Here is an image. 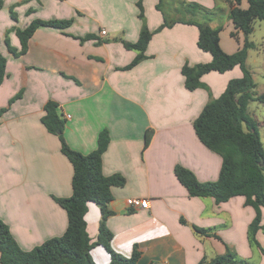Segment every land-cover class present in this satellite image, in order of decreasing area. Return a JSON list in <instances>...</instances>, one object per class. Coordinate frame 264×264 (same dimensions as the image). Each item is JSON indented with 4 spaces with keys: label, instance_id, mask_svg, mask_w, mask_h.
<instances>
[{
    "label": "crops",
    "instance_id": "1",
    "mask_svg": "<svg viewBox=\"0 0 264 264\" xmlns=\"http://www.w3.org/2000/svg\"><path fill=\"white\" fill-rule=\"evenodd\" d=\"M139 1L143 21L138 19ZM185 1L213 12L209 25L222 28L224 53L240 49L243 36L237 33V41L231 37L234 28L224 0ZM158 2L3 0L0 53L6 58V78L0 85V221L22 251L62 236L67 227L66 213L55 199L71 196L73 169L60 151L58 137L41 123L44 105L53 101L65 120L63 138L73 151L88 155L96 149L98 135L103 130L109 134L102 174L124 179L122 187L111 188L113 215L105 222L115 253L129 257L136 246L137 264H198L203 258L223 255L227 246L247 264H264V256L248 243L255 212L244 205V198L221 204L212 198H192L174 174L175 167L181 166L200 183L218 179L222 160L198 140L193 121L229 81L242 76L240 68L204 75L201 82L208 90H186L181 68L207 64L211 55L197 47L195 26L176 24L152 36L144 61L122 70L136 57L124 43L138 40L143 23L152 32L163 24ZM241 7H247L245 1ZM11 8L16 21L10 17ZM34 20L72 23L65 29H37L26 53L13 57L6 35L10 45L19 49L14 28L23 29ZM86 36L90 38L80 40ZM255 49L248 52L246 64ZM19 93L21 97L8 106ZM251 103L264 102L251 101L247 107L264 147V117L249 113ZM147 131L152 137L144 148ZM130 198L147 199L149 208L131 210L126 205ZM261 216L264 220V209ZM100 220L98 206L89 203L85 221L92 243ZM192 226L219 239L198 236ZM256 240L264 248L262 231ZM90 254L95 264L109 263V254L101 246Z\"/></svg>",
    "mask_w": 264,
    "mask_h": 264
},
{
    "label": "trees",
    "instance_id": "2",
    "mask_svg": "<svg viewBox=\"0 0 264 264\" xmlns=\"http://www.w3.org/2000/svg\"><path fill=\"white\" fill-rule=\"evenodd\" d=\"M67 1V0H58ZM170 18L163 12V0H159L156 9L163 17V24L155 31H150L143 23L138 40L135 43H124L126 50L136 52L133 61L122 70H130L146 59V48L155 33L176 24L195 26L198 29L197 47L211 55L207 64L181 68L184 87L188 91L208 88L201 78L210 73L223 74L239 67L242 76L228 82L224 92L204 106L201 113L193 121V128L198 140L208 150L220 156L222 160L218 179L215 182L200 183L189 170L176 166L174 174L179 183L188 191L192 198H212L216 204L228 202L234 197H243L244 205L253 208L255 216L248 226L247 238L251 247L257 248L264 256V248L256 240L258 232L264 234V220L261 210L264 209V147L260 140L258 124L247 113L251 101L264 102V96L254 92L255 84L246 62L248 52L256 48L250 41L254 31V23L264 22V0H224L229 7L228 20L234 31L230 34L238 40L237 33L243 36L242 46L234 54H226L220 47L219 34L221 27L209 25L213 12L197 3L185 0H171ZM247 7L242 8L243 2ZM3 0H0V10ZM138 19L143 21L142 3H137ZM10 17L17 20L13 9ZM72 21L34 20L23 29L14 28L20 48L10 45L6 35L5 44L10 54L19 58L27 51L28 41L35 31L41 27L65 29ZM90 36L80 40L89 39ZM6 78V58L0 53V85ZM264 80V77H263ZM21 97V93L9 101L10 106ZM41 123L49 134L58 137L60 151L67 158L73 169L71 180L72 194L69 198L55 199L65 211L67 227L62 236L45 241L31 251H22L11 236L7 225L0 221V264H95L91 251L101 246L109 254L108 264H137L140 257L136 246L129 257L115 253L111 248L112 234L105 222L113 215L109 208L112 202L111 188L122 187L124 179L119 175L106 177L102 174V156L108 148L109 134L103 130L97 139L96 149L83 155L68 147L63 130L65 120L59 113L58 105L48 101L44 105ZM6 108L1 110L5 112ZM151 131L145 133L144 148L150 144ZM94 203L101 213L97 240L92 243L87 233L85 215L88 204ZM198 236H212L219 239L209 230L192 226ZM198 264H247L239 259L236 253L226 246L225 253L212 259L203 258Z\"/></svg>",
    "mask_w": 264,
    "mask_h": 264
},
{
    "label": "rangeland",
    "instance_id": "3",
    "mask_svg": "<svg viewBox=\"0 0 264 264\" xmlns=\"http://www.w3.org/2000/svg\"><path fill=\"white\" fill-rule=\"evenodd\" d=\"M163 2V12L170 18L169 10L172 1L163 0ZM250 41L255 43L256 49L252 51V55L248 60L247 66L251 71L253 82L255 84L254 92L256 94L258 93L262 95V93H264L262 92V89L264 88V22L254 23V31L250 36ZM249 113H252L253 115H258L259 118L264 117V104L251 103L249 105Z\"/></svg>",
    "mask_w": 264,
    "mask_h": 264
},
{
    "label": "built area",
    "instance_id": "4",
    "mask_svg": "<svg viewBox=\"0 0 264 264\" xmlns=\"http://www.w3.org/2000/svg\"><path fill=\"white\" fill-rule=\"evenodd\" d=\"M102 36H105L104 31L101 32ZM126 205L131 210H146L149 208V201L147 199L130 198L126 200Z\"/></svg>",
    "mask_w": 264,
    "mask_h": 264
}]
</instances>
